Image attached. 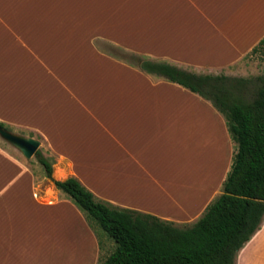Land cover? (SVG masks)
<instances>
[{"label":"crops","instance_id":"obj_1","mask_svg":"<svg viewBox=\"0 0 264 264\" xmlns=\"http://www.w3.org/2000/svg\"><path fill=\"white\" fill-rule=\"evenodd\" d=\"M262 38L264 0H0V121L45 143L55 179L75 176L113 205L191 224L231 169L226 120L102 43L228 75ZM101 255L52 179L0 145V264H99ZM236 264H264V219Z\"/></svg>","mask_w":264,"mask_h":264},{"label":"trees","instance_id":"obj_2","mask_svg":"<svg viewBox=\"0 0 264 264\" xmlns=\"http://www.w3.org/2000/svg\"><path fill=\"white\" fill-rule=\"evenodd\" d=\"M252 52L264 54V38ZM131 58L145 71L209 100L226 120L235 144L233 162L222 193L204 213L191 224L179 225L113 205L75 176L55 179L53 161L41 148L35 155L46 176L84 213L91 227L99 224L115 242L99 264H236L238 252L264 219V74L247 78L197 73L168 62ZM0 125L11 130L1 121Z\"/></svg>","mask_w":264,"mask_h":264},{"label":"rangeland","instance_id":"obj_3","mask_svg":"<svg viewBox=\"0 0 264 264\" xmlns=\"http://www.w3.org/2000/svg\"><path fill=\"white\" fill-rule=\"evenodd\" d=\"M101 47H103L106 51H109L110 53L115 54V55H117L119 57H122V58L126 57L127 60L131 61L132 63L133 62L135 63V61H136L135 59L131 58V56H132L131 54H129L127 52H124L122 50H119L117 48H114L112 46H109V45H107L105 43H102ZM231 68L233 70V73H229L228 74L229 76L251 78V77H257V76L263 75L264 74V54L261 53V52H257V53L250 52L244 58V60L240 62V64H236V65L232 66ZM218 73L220 74V73H223V72H218ZM10 128L14 132H18V133H22V134H25V135H29V132L27 130L22 129V128H17V127H10ZM0 145L3 146L6 149L12 151L13 153L19 155L23 159L29 161L31 166L35 169V172L37 173L38 176H40L41 174L43 175L45 173V171H43L44 167L40 163V161H39V159H38V157L36 155H34L31 159L25 158L24 155L16 147H14L12 144H10L9 142H7L6 140H4L1 137H0ZM40 148H41V150L43 152V155L46 158H48L49 160L53 161L52 157L48 156V152L49 151L46 148L45 143L42 142ZM45 175H46V173H45ZM68 200H70V199L68 198ZM80 212L82 213V215L85 218L84 213L81 210H80ZM180 225H184V224H180ZM92 229L96 232V234L98 235V237L100 238V241L102 243L101 259L104 260L105 258H107L110 255V253L115 248V242L99 226V224L96 223L95 225H93Z\"/></svg>","mask_w":264,"mask_h":264},{"label":"water","instance_id":"obj_4","mask_svg":"<svg viewBox=\"0 0 264 264\" xmlns=\"http://www.w3.org/2000/svg\"><path fill=\"white\" fill-rule=\"evenodd\" d=\"M0 137L16 147L27 159H31L41 146L38 138L14 132L1 125Z\"/></svg>","mask_w":264,"mask_h":264}]
</instances>
